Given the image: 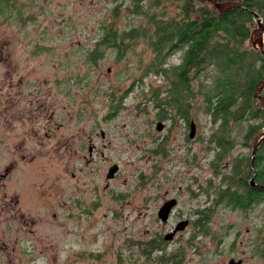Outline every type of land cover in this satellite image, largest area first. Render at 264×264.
Segmentation results:
<instances>
[{"label":"rangeland","instance_id":"obj_1","mask_svg":"<svg viewBox=\"0 0 264 264\" xmlns=\"http://www.w3.org/2000/svg\"><path fill=\"white\" fill-rule=\"evenodd\" d=\"M156 1L160 7L150 10L146 1L143 14H134L132 0H0V77L14 69L18 76L25 75V93H39L45 101L44 118L50 120L54 112L52 121L62 124L55 137L42 131L38 141H25L28 126L25 121L18 125L16 142L32 157L27 168L49 196L42 217L48 221L32 240L36 238L39 250L48 249L47 258L65 244L97 251L108 248L107 259L111 255L115 259L119 250L123 259H129L137 241L145 243L154 232L167 231L180 221L175 217L166 226L157 218L159 206L176 198L184 213L190 205L210 208L212 213L204 225L209 235L193 240V247L186 249L189 264L201 260L228 264L233 257L243 258L245 264H264V256L257 257L248 248L264 245V201L248 210L223 200L216 203L220 193L234 190L229 183L235 165L252 156V147L236 137L230 151L216 148L215 126L202 111H192L197 127L192 139L183 119L159 120L153 92L167 85L149 68L154 53L148 39L126 42L122 55L103 44L113 27L123 35L133 29L150 32L148 15L175 16L183 3ZM178 63L180 54L167 61L168 66ZM38 87L40 91L35 90ZM10 110V102H2L0 116L9 117ZM159 122L165 124L161 132ZM9 143L7 130L0 129L1 169L12 159ZM78 143L80 152L74 157L71 148ZM91 146L96 148L93 154ZM114 165L118 171L110 179ZM73 198L78 207L72 221L52 217ZM192 222L199 226V220ZM68 227L75 228L74 234L64 236ZM191 232L155 258L182 250Z\"/></svg>","mask_w":264,"mask_h":264},{"label":"trees","instance_id":"obj_2","mask_svg":"<svg viewBox=\"0 0 264 264\" xmlns=\"http://www.w3.org/2000/svg\"><path fill=\"white\" fill-rule=\"evenodd\" d=\"M132 1L134 14H143L146 1L150 2V10L160 7L156 0ZM218 1L240 6L221 13L204 0H182L175 16L168 17L164 12L148 15L150 32L133 29L123 35L113 27L103 44L123 54L126 42L138 37L148 39L154 53L149 68L157 71L167 85L165 90L153 92L157 118H181L189 126L192 111H202L215 126L212 140L216 148L226 153L235 147L236 137H241L244 146L253 150L264 132V107L255 96L264 81V54L253 46L252 40L256 15L264 26V0ZM176 54H180V63L168 66L167 61ZM256 120L260 123L256 124ZM247 121L251 123L246 126ZM245 166L247 174L243 175ZM253 172L263 189L241 184L244 194H240V189L233 186L234 190L224 192L233 206L248 210L264 199V139L255 155L252 153L235 165L233 174L250 179ZM230 180V185L240 182V178ZM207 222L210 220H201L199 226L204 228Z\"/></svg>","mask_w":264,"mask_h":264},{"label":"flooded vegetation","instance_id":"obj_3","mask_svg":"<svg viewBox=\"0 0 264 264\" xmlns=\"http://www.w3.org/2000/svg\"><path fill=\"white\" fill-rule=\"evenodd\" d=\"M26 83V76H18L17 70L15 69L8 70L0 77V105L4 101L10 102L11 109V115L9 117L0 116V129L7 130L8 132L10 140L9 154L11 153L12 155L10 162L2 169L0 168V264H189L185 255L186 249L193 247V240L198 242L201 237L209 235L204 228L195 226L198 225V222L193 223L192 220L201 221L209 219V215L211 216L212 213L210 208L193 207L191 205L186 208L188 213H184L180 208L179 200L176 198H167L159 206L157 218L160 224L166 226H169L171 224L170 221L175 217H179L178 219L180 221L175 225L171 224V227L167 231L154 232L153 236L145 243L144 241H137L134 245L137 248L135 250L130 249L131 256L129 259H123V252L119 250L116 254H113V256L115 255V259H112V255L107 259L108 248L97 251L90 248L81 249L82 246H75L76 248L72 246L66 247L65 244H61L60 248L57 247V249H54V254L51 258H47L45 253L48 249L39 250L35 246L37 244L34 243L36 238L32 240V236L37 234L39 230L42 231L48 221L47 217H42L47 214V199L49 196L43 185H38L39 181H33L32 179V171L27 168L30 166L28 162H31L32 157L28 156H31V154L26 146H19L17 144V129L18 125L25 121L28 127L23 134L24 140L36 138L35 141H38L42 131L48 132V136L51 134L52 136L50 137H55V134L61 130L62 124L52 121L54 112L50 120L44 118L46 112L44 111L45 101L43 97L39 96V93L37 95L34 94V91H27L25 93V90H27ZM35 90L40 91L41 87ZM24 103L26 106L21 107ZM60 142L62 143L61 139ZM64 144L62 147L66 146V143ZM40 145H43L41 141ZM67 145L69 146L68 143ZM68 146L67 148H69ZM71 149V154L74 157L77 156L80 152V144L78 143V147ZM89 149L91 154L96 151L94 146H91ZM251 166L252 170H254L253 165ZM246 170L247 168L245 166L243 175L247 174ZM72 176L75 177L74 174ZM232 178H238V180L240 178V182H237L234 186L236 190L239 189V185L241 187V184H243L245 187L247 183L252 188L263 189V185L257 183L254 172L250 179H242L240 174L238 176L233 174ZM224 192L218 195L216 203L223 200L227 204L232 205L229 202L230 199L228 196H224ZM239 193L244 194V191H240ZM74 199H72L70 204L65 202L64 207H62L63 211L61 213H54L52 217L57 218L59 216L64 221H72L75 217L74 210L78 207V202H75ZM262 200L264 201V199ZM170 202H173L174 205L170 210L167 221L164 222L160 219V211ZM183 222H188L185 230L176 231L179 224ZM2 225H4L3 229ZM74 229V227H68L64 231V236L74 234ZM187 231L192 232L190 233L189 239L186 240V244L184 245L186 247L178 250V252L176 251L177 253L174 252L172 255L168 254L169 258H167V254H164L161 258H155L156 254L165 252L171 244H175L178 240L180 243L185 238L184 235ZM44 244L43 241V246ZM248 248L255 256L260 258L264 256L263 244H251ZM231 261L245 264V260L241 257L230 258L228 264ZM200 264H206L205 260H201Z\"/></svg>","mask_w":264,"mask_h":264},{"label":"water","instance_id":"obj_4","mask_svg":"<svg viewBox=\"0 0 264 264\" xmlns=\"http://www.w3.org/2000/svg\"><path fill=\"white\" fill-rule=\"evenodd\" d=\"M204 1L212 4L221 13L240 6V4L238 3H220L218 0H204ZM255 17H256L258 28L253 32V39H252L253 46L257 48L261 53L264 54V26H263L261 19L258 17V15H256ZM263 90H264V81L259 85L258 90L255 93V96L258 97V99L260 100L262 107H264V98L262 97ZM190 127L191 128H190L189 138L192 139L195 137L196 130H197V127L194 121L191 122ZM163 130H164V124L162 122H159L157 124V131L161 132ZM262 139H264V132L262 136L258 139V141L254 144L253 155H255L258 146L262 142ZM117 171H118V166L114 165L113 167H111L109 174H108V178L110 179L113 178L115 174L117 173ZM173 205L174 203L170 202L161 209L160 219L163 220L164 222L167 221L170 210L173 207ZM187 225H188V222H183L179 224L176 231L185 230ZM230 264H239V263L235 261H231Z\"/></svg>","mask_w":264,"mask_h":264}]
</instances>
